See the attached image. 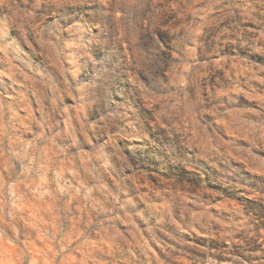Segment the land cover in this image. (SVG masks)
Masks as SVG:
<instances>
[{
    "label": "rangeland",
    "instance_id": "1",
    "mask_svg": "<svg viewBox=\"0 0 264 264\" xmlns=\"http://www.w3.org/2000/svg\"><path fill=\"white\" fill-rule=\"evenodd\" d=\"M0 264H264V0H0Z\"/></svg>",
    "mask_w": 264,
    "mask_h": 264
}]
</instances>
